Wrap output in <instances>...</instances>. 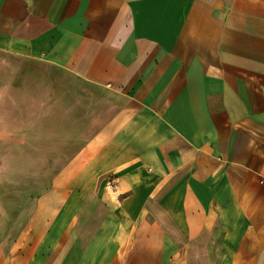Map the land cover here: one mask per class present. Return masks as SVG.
Masks as SVG:
<instances>
[{
	"label": "crops",
	"instance_id": "1",
	"mask_svg": "<svg viewBox=\"0 0 264 264\" xmlns=\"http://www.w3.org/2000/svg\"><path fill=\"white\" fill-rule=\"evenodd\" d=\"M0 264H264V0H0Z\"/></svg>",
	"mask_w": 264,
	"mask_h": 264
}]
</instances>
